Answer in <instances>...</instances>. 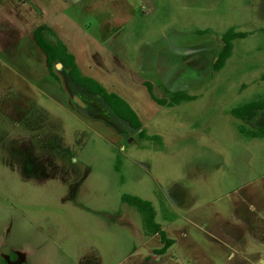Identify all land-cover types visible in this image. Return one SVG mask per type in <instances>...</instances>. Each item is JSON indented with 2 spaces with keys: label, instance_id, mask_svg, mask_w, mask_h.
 Returning a JSON list of instances; mask_svg holds the SVG:
<instances>
[{
  "label": "rangeland",
  "instance_id": "rangeland-1",
  "mask_svg": "<svg viewBox=\"0 0 264 264\" xmlns=\"http://www.w3.org/2000/svg\"><path fill=\"white\" fill-rule=\"evenodd\" d=\"M70 7L71 53L142 128L74 83L65 101L44 98L17 77L26 45L11 50L0 66V264H264V138L248 135L264 109L232 115L264 103V0H0V26L29 12L36 28ZM229 30L247 37L217 71ZM146 83L158 100L193 99L162 106ZM123 195L152 204L174 242L165 254Z\"/></svg>",
  "mask_w": 264,
  "mask_h": 264
},
{
  "label": "trees",
  "instance_id": "trees-1",
  "mask_svg": "<svg viewBox=\"0 0 264 264\" xmlns=\"http://www.w3.org/2000/svg\"><path fill=\"white\" fill-rule=\"evenodd\" d=\"M49 31L48 28L40 27L34 33V38L38 46L45 53L47 57V66L49 73L52 77L59 80L57 75L54 73V67L57 64H62V66L70 70L69 75L72 81L79 87L85 89L89 94L102 97L105 103L115 112V114L121 119L127 121V123L135 130H140L142 124L138 119L134 111L126 104L124 100L115 94L108 93L102 86L94 82L91 79L84 78L80 75L77 66L75 64V58L68 54L65 46L60 42H50L45 37L44 32ZM247 37L245 33H236L234 30H229L223 35L224 47L219 54V57L215 63V69L220 71L225 66L227 60L231 57L233 51V42L237 39H244ZM147 90L151 99L159 103L162 106H167L168 104L179 105L184 101H190L193 97L186 95L184 92H176L170 94V99L172 103H168L166 100H158L153 94V88L149 83H146ZM264 109V103L253 101L248 104L239 106L232 110V115L239 120H253L256 117V111ZM243 132L246 130L242 129ZM142 137L144 132H141ZM249 137L253 139L264 138V127L257 131L248 132ZM122 202L127 204L140 213H142L145 222L146 230L152 235H159L162 241L165 243L164 248L158 251L159 255H163L166 251L173 245V241L169 240L162 230L161 226L155 222L156 212L150 202H146L138 197L123 195Z\"/></svg>",
  "mask_w": 264,
  "mask_h": 264
},
{
  "label": "crops",
  "instance_id": "crops-1",
  "mask_svg": "<svg viewBox=\"0 0 264 264\" xmlns=\"http://www.w3.org/2000/svg\"><path fill=\"white\" fill-rule=\"evenodd\" d=\"M114 2H115V0H114ZM24 10H26V9H24ZM40 14L45 15V19H46L47 15L45 14L44 11L41 13H38V15H40ZM78 14L79 13L77 12V10L73 9L72 7H70L69 9H66L63 13L61 11H58L57 13L53 12L49 16V19L46 20L47 21L46 23L44 22V24L39 25L36 28H35V26L30 25V21L32 18L31 19L29 18V17H31L29 12H27V16H25V17L20 14L19 15L20 20L16 19V21H15L16 23L14 22V20H13V22L10 21L11 23L3 21L4 23L6 22V24L10 23V25H8L9 26L8 27V26L4 25V23H2V26H0V33L3 34V37H1V39H0V66L9 69V67L11 65H9L8 60H10L12 58L11 54H13L11 50H14L15 48L18 49L22 44H25L28 50H26L27 53H26L25 58L27 60L25 61L26 63L24 65H25V68H27V69H26L25 73H23L21 75L22 77H20L19 74L17 77H19L21 80H23L24 82L29 84V87H32L35 90H39L41 95L44 98L53 99L55 101L56 100L65 101V95H64L62 86L64 85L67 87V89H69L74 82L72 81V79L69 75L70 70L65 69L62 66V64L55 65L54 70H53L54 73L57 75L59 80L55 79L54 77H52L50 75L49 69L47 66V57H46L45 53L41 50V48L38 46V44L36 43L35 38H34L35 31L37 29H39L40 27H45V28H48V30H49V31L44 32L47 40L50 42H53V43L60 41L65 46L68 54L75 58V64L77 66V69H78L80 75L83 76L84 78L91 79L94 82L98 83L92 77H89L88 75H86V74L94 75L95 72H92L91 70H88V72H85L83 70V68H81V65L78 63L80 61L79 60L77 61V58L71 53L72 50H73V52H81L74 45L75 41H74V38L71 37V33L67 34V32H66V30H68L69 32L71 31V29H70L71 21H74L73 18L77 17ZM82 15L84 16V14H82ZM62 17L66 19V21H67L66 24L59 21V19H62ZM2 18L4 20H7L6 19L7 15H5V17L2 16ZM75 23H77V22H75ZM31 24H32V21H31ZM24 25L28 28V31L30 29L29 27H32L33 31L30 33H21V37H17V39H13V35L9 36L10 34L15 33L17 31V28H19L21 31L24 29L27 30V28H24ZM65 25H68L69 28L67 29L65 27ZM59 28H61L63 30L66 39L63 40V38L60 39L57 36L56 31ZM26 34H29V35H26ZM71 38H72V41H71ZM26 47H25V49H26ZM6 58L8 60H6ZM31 64L35 65V67H36L35 71H32L30 69V66H32ZM92 69L94 71L93 67H92ZM10 73L17 75L15 73H13L12 71ZM56 103L59 106L61 105V102L60 103L56 102Z\"/></svg>",
  "mask_w": 264,
  "mask_h": 264
}]
</instances>
